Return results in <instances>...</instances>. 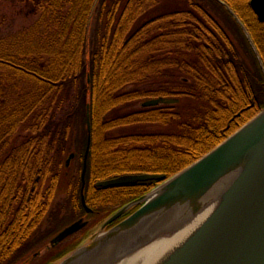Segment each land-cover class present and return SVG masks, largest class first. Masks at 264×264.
<instances>
[{
    "label": "trees",
    "instance_id": "16d2710c",
    "mask_svg": "<svg viewBox=\"0 0 264 264\" xmlns=\"http://www.w3.org/2000/svg\"><path fill=\"white\" fill-rule=\"evenodd\" d=\"M94 1L56 0L49 16L54 32L38 41V30L30 40L23 33L9 43L0 39V264L32 255L65 225L89 215L80 197L87 104L84 195L101 221L162 179L98 181L126 173L167 178L264 107V71L219 0H170L172 6L98 0L88 40ZM223 1L243 22L264 66V21L250 0ZM69 22L76 23L72 31ZM154 98L162 101L142 106ZM136 103L141 106L131 107ZM149 124L159 128H138ZM71 146L74 172L61 206L68 213L55 217ZM49 218L52 224L43 228Z\"/></svg>",
    "mask_w": 264,
    "mask_h": 264
},
{
    "label": "water",
    "instance_id": "95a60500",
    "mask_svg": "<svg viewBox=\"0 0 264 264\" xmlns=\"http://www.w3.org/2000/svg\"><path fill=\"white\" fill-rule=\"evenodd\" d=\"M219 1L245 31L264 71L246 27L223 0ZM250 6L258 20L264 21V0H250ZM159 102L149 99L142 104ZM86 129L80 195L82 205L90 211L84 195L91 145L89 104ZM153 178L164 176L127 173L97 185ZM137 204L138 208L106 228ZM85 223L77 219L50 243H57ZM56 264H264V107L199 158L119 207L91 239Z\"/></svg>",
    "mask_w": 264,
    "mask_h": 264
},
{
    "label": "rangeland",
    "instance_id": "374dc122",
    "mask_svg": "<svg viewBox=\"0 0 264 264\" xmlns=\"http://www.w3.org/2000/svg\"><path fill=\"white\" fill-rule=\"evenodd\" d=\"M38 1H40V0H0V39L15 38L16 36L18 37L19 35L22 36L21 33L26 35L28 33V30H27L28 27L33 28L31 25L35 24L36 21L39 19L38 13L34 14V13L29 12L30 5H32L30 3L33 2V4L36 5V3ZM169 1L170 0H162L160 2V4L163 3L165 5L172 6L173 3L171 1L170 2ZM28 4H30V5H28ZM149 13L150 12H148L147 14H149ZM32 32H29V34H31ZM40 36L41 35L36 36L37 41H38V37H40ZM24 38L26 40L29 38L32 39L33 36H30V37L26 36ZM140 106H141L140 103H136L135 105H133L131 107L139 108ZM138 128L144 129V130H155L159 127L149 124V125H145V126L138 127ZM71 152L72 153L75 152V148L73 146L69 147L68 152L64 156V159ZM71 165H72V163H71ZM71 165L70 166L68 165L67 167H65V169L63 170V173H62L63 176H62V179L60 182L61 184L58 187V192L56 194L55 202H54L53 208H52L53 214H55L57 212V209H58V215H56L55 217H59V216H62V215H65L68 213V210L64 207H61V206L65 205L66 204V198L68 199V197H67L68 176L70 175L71 171L74 172V168ZM70 208H71V206H69L68 209H70ZM64 209H66V210H64ZM53 214H51L50 217H52ZM101 216H102V214L100 213V214H97L95 216L89 215L88 217H89V219H91V221L93 220V221H95V223L96 222L99 223V222H101ZM51 221H52V219L49 218L46 222L43 223L42 227L47 228L48 226H50L52 224L53 221L52 222ZM41 248L39 250H41ZM33 253H32V255H28L27 257L25 256L24 258L18 260L14 264H38L39 261H42V258L44 255L43 256H41V255L33 256L34 255ZM50 255L51 254H47L46 256L49 257Z\"/></svg>",
    "mask_w": 264,
    "mask_h": 264
},
{
    "label": "flooded vegetation",
    "instance_id": "af4514ba",
    "mask_svg": "<svg viewBox=\"0 0 264 264\" xmlns=\"http://www.w3.org/2000/svg\"><path fill=\"white\" fill-rule=\"evenodd\" d=\"M55 1L56 0H40L36 3V5L33 4V2L30 3L32 5L28 4V5H30L29 12L34 13V14L38 13L39 19L36 21L35 24L31 25L33 28L28 27L27 37H30L31 35H33L36 30H38V32L42 36V38H44L45 35L52 34L54 32V29H52L53 24L50 23L51 21L49 20V16L51 14V8H52L51 6L55 4ZM75 25H76V23H75ZM75 25L73 23L69 22V26L72 27V28H70L71 31L73 30V27H75ZM91 26H92V24H91V22L89 24V20H88V22H87V33H86V37L88 40L90 38L89 31L91 29ZM29 32H32V33L29 34ZM13 39L14 38H10V39L5 38V39H1V40L8 41V43H9L10 41H13ZM27 40H30V38ZM69 159H67V165L69 164ZM131 211L132 210H130V212ZM88 213H89V215H93V216L100 214L97 211H95V209L92 207ZM125 215L123 214L119 219L108 224L106 226V228L115 224L117 221L122 219ZM79 219H82L83 221L86 222L85 225L81 229H79L78 231L66 236L65 238L58 241L57 243L55 242V243L51 244L50 243L51 239H50L48 241L49 243L44 245L41 248V250L38 249L39 251L38 250L35 251L33 253L34 254L33 256H37V255L43 256L44 255L42 258V261L43 262L46 261L45 264H55L54 261L59 256H63L65 254H67L74 247H76V246L86 242L87 240H89L95 234V232L99 229V225L96 226V224H98V223L97 222L95 223V221H93V220L91 221V219H89V217L80 216ZM47 254H51V255L49 257H47L46 256Z\"/></svg>",
    "mask_w": 264,
    "mask_h": 264
}]
</instances>
